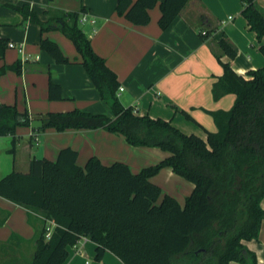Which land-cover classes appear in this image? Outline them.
<instances>
[{"label":"trees","instance_id":"trees-1","mask_svg":"<svg viewBox=\"0 0 264 264\" xmlns=\"http://www.w3.org/2000/svg\"><path fill=\"white\" fill-rule=\"evenodd\" d=\"M189 1L117 0L116 10L133 25L146 26L150 11L159 5V26L166 30ZM242 2L249 30L263 42L264 10L258 0ZM9 6L39 25L42 34L60 31L74 44L89 78L114 114L110 118L80 109L48 113L40 116L42 129H105L123 135L130 145L170 153L159 164L135 174L123 162L105 165L97 157L81 167L77 151L64 148L55 160L34 157L28 172L13 171L3 177L0 197L27 209L30 216H40L43 222L31 264H64L69 249L83 238L96 245L98 262L109 251L123 264H259L243 241L258 239L264 221V68L248 72L245 78L216 55L224 73L213 85V99L233 94L235 101L230 110L208 112L217 131H207L203 139L185 134L170 121L141 116L120 102L117 74L95 52L80 26L85 8L48 13L43 21L28 6ZM200 22L206 28L200 37L210 39L215 32L212 21L201 16ZM218 44L225 56H237L227 36ZM8 45L7 39H0V59ZM40 48L59 64L71 62L49 38H41ZM260 51L264 55V42ZM9 70L21 74V62L2 67L0 76ZM49 97L63 98L61 87L51 79ZM31 122L27 111L0 104V137L12 136L13 150L17 129ZM167 167L194 185L183 206L151 180Z\"/></svg>","mask_w":264,"mask_h":264},{"label":"crops","instance_id":"crops-1","mask_svg":"<svg viewBox=\"0 0 264 264\" xmlns=\"http://www.w3.org/2000/svg\"><path fill=\"white\" fill-rule=\"evenodd\" d=\"M258 4L264 10V0H258ZM9 5L28 6L43 21L49 18L48 13L85 8L83 14L96 23L87 22L82 27L95 52L117 74L120 88L124 89L118 91L120 102L125 107L132 106L141 116L170 121L185 134L203 139L207 131H217L208 112L230 110L235 101L233 94L219 101L213 99V85L224 73L216 55L245 78L248 72L264 68V55L260 51L264 40L259 42L256 33L249 30L242 16V0H190L166 30L159 26V5L150 11L148 25L136 26L118 15L117 0H0V39L25 43V55L29 57L23 62V54L8 47L0 59V69L17 61L22 64L21 74L9 70L0 76V104L14 105L19 112L27 111L32 121L41 120L40 116L48 113L74 109L110 118L114 114L89 78L74 44L60 31L42 34L39 25ZM201 16L208 17L215 29L208 40L199 35L206 31ZM224 36L237 49L234 59L225 56L219 48ZM42 37L57 42L71 62L57 63L40 48ZM50 79L61 87L62 99H50ZM15 138L13 150V137H0V180L13 171L28 172L34 157L55 160L64 148L77 151L81 167H85L89 158L97 157L105 165L123 162L135 174L170 156L158 147L130 145L123 135L105 129L58 132L52 128L34 130L29 126L18 128ZM151 180L182 206L194 189L192 183L168 167ZM261 206L264 209V199ZM42 228L40 216H30L27 209L0 197V264H31ZM243 244L256 254L259 264H264V221L259 238ZM95 250L96 245L87 239L69 249L64 264H123L109 251L98 262Z\"/></svg>","mask_w":264,"mask_h":264},{"label":"built area","instance_id":"built-area-1","mask_svg":"<svg viewBox=\"0 0 264 264\" xmlns=\"http://www.w3.org/2000/svg\"><path fill=\"white\" fill-rule=\"evenodd\" d=\"M87 22H90L92 24H95L96 23V20L95 19H91L87 14H82L81 15V18H80V23L82 25L86 24ZM9 48H17L19 50V52H21L23 54V62L24 61H28L29 60V57H26L25 55V43H21V44H14V43H9L8 45ZM38 59V57L36 58V60ZM124 89L123 88H120V91H123ZM47 237L50 236V232L47 233L46 235ZM82 240H87L86 238H83ZM81 242V241H80ZM79 242V243H80ZM77 247V246H76Z\"/></svg>","mask_w":264,"mask_h":264},{"label":"water","instance_id":"water-1","mask_svg":"<svg viewBox=\"0 0 264 264\" xmlns=\"http://www.w3.org/2000/svg\"><path fill=\"white\" fill-rule=\"evenodd\" d=\"M31 128L36 129H42L43 128V121L42 120H34L31 122Z\"/></svg>","mask_w":264,"mask_h":264},{"label":"rangeland","instance_id":"rangeland-1","mask_svg":"<svg viewBox=\"0 0 264 264\" xmlns=\"http://www.w3.org/2000/svg\"><path fill=\"white\" fill-rule=\"evenodd\" d=\"M80 26H81V28H82V29H83V31H84V30H85V28H83V27H82V24H81V23H80ZM84 32H85V31H84ZM87 32H88V31H87ZM86 35H87V34H86ZM110 112L112 113V110H111ZM14 204H15V203H14ZM83 241H84V240H81L80 244H82V243H83Z\"/></svg>","mask_w":264,"mask_h":264}]
</instances>
